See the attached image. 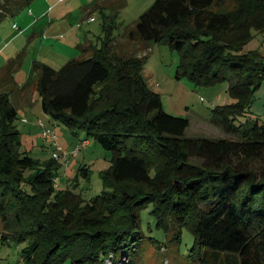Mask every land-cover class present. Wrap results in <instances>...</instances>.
I'll return each mask as SVG.
<instances>
[{"label":"trees","instance_id":"obj_1","mask_svg":"<svg viewBox=\"0 0 264 264\" xmlns=\"http://www.w3.org/2000/svg\"><path fill=\"white\" fill-rule=\"evenodd\" d=\"M31 1L0 0V20ZM240 1L248 6L236 16L215 9L216 0H155L125 34L168 41L180 53L181 73L197 84L232 80L237 101L215 107L213 117L236 137L186 136L189 119L164 109L143 75V58L112 55L108 44H80L60 69L34 61L29 81L42 109L113 151L102 173L108 189L93 201L71 188L56 191L55 159L40 169L35 158L17 153L19 111L9 93H0V220L8 236L28 239L22 264H115L142 238L140 212L149 204L176 244L184 227L194 233L196 264H264V121L236 125L264 81V54L246 48L264 32V0ZM112 76L121 100L111 101L103 86ZM149 155L163 161L155 173ZM128 181L148 189L132 190ZM54 192L56 201L47 203Z\"/></svg>","mask_w":264,"mask_h":264},{"label":"rangeland","instance_id":"obj_2","mask_svg":"<svg viewBox=\"0 0 264 264\" xmlns=\"http://www.w3.org/2000/svg\"><path fill=\"white\" fill-rule=\"evenodd\" d=\"M52 1L32 0L30 5L15 17L4 21L9 32H21L27 25L23 21L25 16L28 15L36 20V13L42 8H46L47 5L51 6L50 9L55 8L54 12L52 9L47 16L38 19L39 22L42 21L39 25L35 22V25L30 26L27 34L17 40L20 51L17 53V57L20 55L21 59L25 60L24 68L37 59L60 69L76 53L79 55V43H85L87 39H90L98 49H103L108 44V46H112L111 54L114 53L112 55L125 56L127 54L143 58V75L149 86L161 94L164 109L171 114L189 119L190 124L186 136L213 139L236 137L234 134L227 133L220 124L214 121L213 117L215 107L237 101L230 91L232 80L228 79L211 85L197 84L181 73L180 53L168 41L145 43L131 41L126 37L127 29L136 23L141 14L155 0H60L61 2L55 4ZM242 6L247 7L248 5L240 0L225 2L216 0L214 8L230 10L233 15L237 16ZM92 15L96 19L88 21ZM48 18L57 21L49 23L46 21ZM14 23L20 25L21 28L15 29ZM48 29H50L49 32H47ZM45 31L46 33H44ZM3 33L5 34V29L0 27V46L3 43L1 40ZM256 34L257 36L246 48H258L264 54V32ZM60 44L65 45L64 49L59 46ZM138 44H140L139 48L136 47ZM3 59H5L4 55L0 54V63ZM112 65L114 64L112 63ZM103 86L112 94L111 101L123 98L122 90L119 89L113 76ZM8 95L12 100L11 93ZM33 100L32 111L20 107L16 119V125L20 131L17 153L32 156L35 158L38 168L47 169V165L56 158L44 132L36 124L38 117H41L47 125H51L54 135L67 149L70 148V145L66 143L69 137L77 135L87 137V134L84 130L78 131L76 128H69L59 121L53 124L52 116L41 108V100L36 90ZM24 118L28 122H24ZM256 120L264 121V81L255 90L250 106L246 107L245 114L236 120V125L254 123ZM71 129H74V132ZM76 133L78 134L76 135ZM89 140L88 146L78 155H70L68 158L62 156L56 160L58 168L53 169L56 176H53L52 180L56 191L71 188L80 192L86 200L93 201L108 189L104 185L102 173L111 168L113 151L104 148L93 137H90ZM148 160L154 173L156 171L154 169L163 164L162 159L155 155H149ZM84 168L90 170L89 177L83 174ZM32 170L36 169L28 168L27 173ZM77 175L79 176L77 177ZM125 185L131 186L132 190L146 191L148 189L146 185L132 181H128ZM22 190L30 196L35 192L32 184L25 182L22 183ZM55 193L47 198V203L56 201ZM46 207L48 208L49 205ZM152 210L153 204H149L140 212L142 238L128 251L127 256L124 257L123 252L118 253L114 263H199L191 256L195 251L193 250L195 246L194 233L184 227L181 242L176 244L165 229L157 226ZM9 215H14V211H10ZM5 235L8 236L4 231V222L0 220V264H22V253L28 244V239H14L12 235L6 238ZM164 247H166L165 251H163ZM61 264H72V262L64 261Z\"/></svg>","mask_w":264,"mask_h":264},{"label":"crops","instance_id":"obj_3","mask_svg":"<svg viewBox=\"0 0 264 264\" xmlns=\"http://www.w3.org/2000/svg\"><path fill=\"white\" fill-rule=\"evenodd\" d=\"M52 2H53V4H55V3H59L61 1L60 0H53ZM50 8H51V6L47 5L46 8L44 7L41 10H39L36 13V15H37L36 20L33 17L32 18L29 17L28 15L25 16L23 18V21L27 25L24 27V29L21 32H16V33L13 31L9 32L7 30L6 24H4V21H6L8 18L15 17L17 14L13 15V16L8 15L5 18H3L2 20H0V27H2V29H5V34L4 33L1 34V40L3 41V43L0 46V54H3L4 58H5L0 63V81H1L0 93H11L12 103L18 109V111H20V107H24L25 110L30 109L31 111L33 109V107H32L34 105L33 95H34L35 90L37 91V88L34 85V83H30L29 75H30V72L32 70L33 63L37 59H35L31 65L24 68L25 60L21 59L20 55L17 57V53L20 52L18 50L19 45H17V40L21 36L27 34L28 30L30 29V26L35 25L37 23L39 25L42 21L39 22L38 19L47 16V14L49 12H51L53 9V8L52 9H50ZM54 9H53V12L55 11ZM92 16H94V15H92ZM30 18H31V20H30ZM46 21L49 23H53L54 21H57V20H54L53 18L51 20L50 18H48V20H46ZM13 26L15 29L21 28L20 25H17L16 23H14ZM49 31H50V29L47 30V32H49ZM44 33H46V31ZM35 34H38V33L35 32ZM82 44L83 45L93 44V42H92V40L87 39V41L85 43H82ZM79 45H80V43L78 44V46ZM59 46L62 49H64V47H65V45H62V44H60ZM136 47L139 48L140 44H138ZM78 50H79V47H78ZM77 54L78 53H76L74 55V57L78 56ZM39 61H41V60H39ZM41 62H43V61H41ZM41 108H42V106H41ZM39 119H42V118L38 117V119L36 120V124H37V121ZM52 122H53V124L57 123V121H55V120H53ZM50 126L46 124L47 128L53 130V128ZM40 130L43 131L42 128H40ZM81 139H83V137L81 135H77L75 137H69L66 140L67 141L66 143L68 145H70V148L67 149L65 147V145L64 144L63 145L68 151H71L80 142ZM89 142H90V140H89Z\"/></svg>","mask_w":264,"mask_h":264},{"label":"built area","instance_id":"obj_4","mask_svg":"<svg viewBox=\"0 0 264 264\" xmlns=\"http://www.w3.org/2000/svg\"><path fill=\"white\" fill-rule=\"evenodd\" d=\"M95 19V16H90L88 18L89 21H94ZM23 121L28 122L26 118H24ZM37 125L42 128L47 141L50 143V148L54 150V156L56 160L61 158L62 156L65 158H68V156L70 155L76 156L89 144V139H81L80 142L71 151H68L64 147L62 142L58 140L54 135V131L46 127V123L42 119H39L37 121Z\"/></svg>","mask_w":264,"mask_h":264}]
</instances>
